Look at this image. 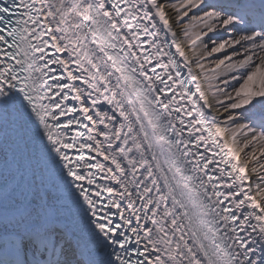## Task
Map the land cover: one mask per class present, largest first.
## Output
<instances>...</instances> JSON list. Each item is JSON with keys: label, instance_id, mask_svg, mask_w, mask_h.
<instances>
[{"label": "snow or ice", "instance_id": "snow-or-ice-1", "mask_svg": "<svg viewBox=\"0 0 264 264\" xmlns=\"http://www.w3.org/2000/svg\"><path fill=\"white\" fill-rule=\"evenodd\" d=\"M0 264H264V0H0Z\"/></svg>", "mask_w": 264, "mask_h": 264}, {"label": "bare ground", "instance_id": "bare-ground-1", "mask_svg": "<svg viewBox=\"0 0 264 264\" xmlns=\"http://www.w3.org/2000/svg\"><path fill=\"white\" fill-rule=\"evenodd\" d=\"M245 151H250V149H246ZM259 154V153H258ZM241 158L243 159L244 158V154L241 153ZM255 181H253V190H255Z\"/></svg>", "mask_w": 264, "mask_h": 264}]
</instances>
